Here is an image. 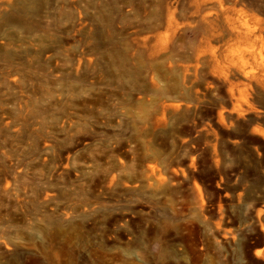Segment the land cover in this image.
Returning <instances> with one entry per match:
<instances>
[{"label":"rangeland","instance_id":"rangeland-1","mask_svg":"<svg viewBox=\"0 0 264 264\" xmlns=\"http://www.w3.org/2000/svg\"><path fill=\"white\" fill-rule=\"evenodd\" d=\"M0 264H264V0H0Z\"/></svg>","mask_w":264,"mask_h":264}]
</instances>
